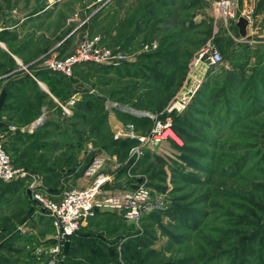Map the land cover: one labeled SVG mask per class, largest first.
Returning a JSON list of instances; mask_svg holds the SVG:
<instances>
[{"label": "rangeland", "instance_id": "1", "mask_svg": "<svg viewBox=\"0 0 264 264\" xmlns=\"http://www.w3.org/2000/svg\"><path fill=\"white\" fill-rule=\"evenodd\" d=\"M145 1L150 0H123L128 3L125 8L128 10L123 13L116 11L115 5H108L92 19L105 0H0V89L17 77L16 71L22 70L35 79L40 91L47 95L38 108L32 109L36 115L27 123L21 122L18 114L9 109L1 113L5 123L0 128L1 145L13 159L27 143L31 144L33 162L39 157L36 164L50 165L61 171L59 177H68L67 181L61 180V188L56 186L55 193L47 196L54 201L60 199L64 190L86 188L90 178L84 176L82 170L95 156L102 158L103 173L113 164L120 168L127 165L124 175L127 180L109 190L130 189L144 181L153 197L166 201V208L154 211L143 221L140 218L133 223L134 227L124 225L116 211L108 210L114 215L86 221L75 234L100 233L112 241L122 234L137 236L134 242L139 246L136 264H264V109L256 111L247 106L253 91L231 95L226 87L230 78L226 72L232 71L234 60L246 69V77L249 75L255 64L256 45L264 43V36H258L263 34L255 32L263 23L249 18L245 36L239 37L236 19L223 21L209 1L198 0L196 6L191 7V0H177L166 9L156 8L151 16L146 13L151 8ZM236 12L237 17L243 16L237 8ZM248 14L254 15L253 12ZM217 30H222L220 49L212 42L214 34L219 33ZM166 35L170 36L165 40ZM85 39H96L99 47L118 50L125 56L121 62L131 66H118L120 61L96 63L117 68L106 74L99 71L92 74L97 66L80 62L71 68L69 76L63 75L71 78L61 82L52 80L50 85L33 77V73L43 69L42 59L52 56L55 60L63 59ZM207 42L220 55L219 61L212 67H208L206 59L194 65L193 59ZM159 49L174 51L171 58L175 57V63L163 65L167 60H159V55L150 59L142 56ZM145 66L161 74L158 80ZM124 71H145L149 79L145 76L129 79L115 74ZM7 75L11 77L5 78ZM247 80L250 81V77ZM145 85L164 87L159 98L163 101L160 108L148 109L136 101V96L145 91ZM13 88L9 105H17L16 98L30 91L31 97L39 94L30 84ZM121 88H126L131 95L113 93ZM83 89L102 98L101 120L100 116L93 119L88 108L80 110V116L72 113L75 101L83 100ZM71 98L74 102L68 108L70 112L65 114L60 105ZM134 100L137 103H133ZM37 102L34 100L35 104ZM143 111L148 115H140ZM119 114L147 122L138 126L130 121L122 123ZM177 114L181 124L176 127L185 135L184 139L172 130L173 117ZM40 116L42 119L35 122ZM222 116L226 118L225 124L221 123ZM130 123L132 126L128 127ZM155 129H159L158 132L170 130L177 141L169 136L159 145L146 147L151 152L144 148L138 157L131 153L139 144L138 138ZM14 133H21L18 140H11ZM111 139L134 140L122 161L114 155L117 152ZM169 140L183 147L180 154L186 161L179 159V151ZM7 146L13 147L9 151ZM23 163L24 159L14 166L25 169ZM79 177L89 179L88 183L78 184ZM134 178L137 180L132 187ZM7 189L9 192L5 193ZM13 190L0 182V198L10 201L7 205L0 204V211L7 210L3 215L18 216L1 221L0 226L8 230V235L23 216L19 211L29 210ZM193 222L197 225L192 227ZM37 231H32L34 237L40 235L38 232H45L40 228ZM11 236L8 237L11 239ZM13 239L3 241L2 251L7 249L5 246L17 250L27 245ZM5 254V251L0 252V255ZM115 256L116 264H125L116 243Z\"/></svg>", "mask_w": 264, "mask_h": 264}, {"label": "trees", "instance_id": "2", "mask_svg": "<svg viewBox=\"0 0 264 264\" xmlns=\"http://www.w3.org/2000/svg\"><path fill=\"white\" fill-rule=\"evenodd\" d=\"M122 1L123 0H105L104 4L101 5L95 11V13L92 15V19L97 17L98 14L101 11H103L105 9V7H107L108 5H112V4L115 5L116 6L115 9L118 12L122 11V13H123V11L128 10V8L125 9L128 6V3H124ZM197 1L198 0H191V2H189V5L192 4L191 7H194V6H196ZM175 2H177V0H150L148 2L145 1L146 5H148L149 8H151V9H148L146 11V13L150 14V13L154 12L156 8H158L159 10H161L162 8L166 9L169 6H173V4ZM255 13H257V12H255ZM150 16H151V14H150ZM143 17L144 16H141V18H143ZM146 20L147 19H144V22H146ZM164 21L166 22V19ZM164 21L159 20V22H162V24L164 23ZM156 22H158V21L156 20ZM136 23L139 24L138 22H136ZM262 23H263L262 25H264V20H262ZM216 32H219V30H217ZM221 32H222V30L217 34L215 33L214 39H212L213 45L215 46V48L217 47L218 49H220L219 40H220V37H222V35H220V34H222ZM169 36L170 35H166L165 40ZM228 42H229V40H228ZM170 43H171V41H170ZM255 50H256V54H257V55L255 54V56H256L255 61H254L255 64L252 67V69H250V73L247 76V77H250V81L247 80V77L245 75V72H247L246 69L244 70V67L242 66V64H238L237 60H234L232 71L226 72V75L228 77H230V78H228L229 82H228L226 87L229 89L231 95H233L236 92L249 93V92L253 91L254 94L252 96H250V98H248L247 106L250 108H255L256 111H259V110L264 109V43L259 42L258 45H256ZM156 55H159V60H163V61L167 60V62L163 63V65L164 64L166 65V63H167L168 66H170L171 63H175V60H176L175 57L171 58V56L175 55V53H174V51H168V49H159L157 51H151V52L149 51L148 53L142 54V56L146 59H150L152 57H155ZM167 57H170L171 59H169ZM83 64H86V65L87 64H92V65L95 64V66H97V67H94L92 69V71H91L92 74L94 72L98 73L96 71L101 72V74H106V73H108L109 70H111L115 67L117 68V66H109V65L103 66V65H97L96 63H92V62H83ZM76 65H78V64H76ZM121 65L131 66L129 64L128 65L125 64V62H121L120 64H118V66H121ZM213 65L214 64H212V65L209 64L208 67H210V66L212 67ZM75 66H73V68ZM145 69L149 71V73L151 74L152 77L155 78V80H158V76L161 75L156 70L152 71L151 67L145 66ZM115 74L128 76L129 79L134 78V77L137 78V77H144V76L149 79V77L146 76L145 71L144 72H142V71H133V72L124 71L121 74L118 72H116ZM15 75L17 77L13 78L10 81L11 84L7 83V85L6 84L3 85L5 88V91H6V97H5V100L3 102L2 109L0 111V120L3 121V118L1 117V113L3 111H5L6 109H9V111H12V112H15L18 114L17 118H19L21 120V122L27 123L30 121V119L31 120L34 119V116L36 115V113L32 112V109L38 108L37 106H39V103H41L43 101V98H46L47 95L44 92L40 91L37 83L35 82V79H33L30 75L23 73L22 70H20V72L16 71ZM32 75L37 80L43 82L45 85H50V82L52 80H55L56 82H61L67 78L68 79L71 78V77L66 78L65 76L61 75L59 72H52V71H48L46 69H40V70L36 71L35 73H33ZM9 76L7 75V76H5V78L9 77ZM27 84H30L32 86V88L34 90H36L37 92L39 91L38 96L37 97L36 96L31 97V91H30L27 94H24V96L16 98V101L18 102L17 105H15V106L9 105L8 102L12 98L11 97L12 96L11 90L15 89V88H13V86L19 88V87L27 85ZM65 86L68 88L70 87V85L69 86L65 85ZM9 87H12V88L9 89ZM117 92H121L124 95H131V93L126 88H121V89H119L113 93H117ZM163 92H164V87H161L159 85L155 86V87H151L150 85H145V91L144 90L141 91L136 96V101L138 103H141L144 107H146L148 109L156 110V109L160 108L163 104L162 99H159ZM81 93L83 95V100H80L78 102L75 101L74 106L72 107V113L74 114V116H80V114L78 112L82 109L88 108L89 110H87V112L92 111L93 116L92 115L91 116L93 119H95V118L97 119V117L100 116L99 120H101L100 118H102L103 116H102V114L99 115V113H100V108H101L102 103H103L102 98H98L97 95H91L87 90H84V89L81 91ZM34 100H38L37 104L34 103ZM136 101L134 100L133 103H135ZM179 117H180V115H178V114L174 115V117H173L174 123L172 124V130L180 139H184L183 137L185 135L183 136L182 134H180L178 131L179 129L176 127V126H180V124H181V122L179 121ZM118 119L122 123L130 121L131 123L135 124V126H138L140 123H146L147 122L144 120L130 119V118H127L126 116L121 115V114L118 115ZM220 120H221V123L225 124L226 118H224L222 116V118H220ZM16 134L17 135H15V133L11 134V137H10L11 140L14 141V140L19 139L18 137L21 133H16ZM98 135L104 136L102 134H98ZM111 142H112V146L116 149L117 153H114V155L117 156L118 161H122L123 159L126 158V154H127L129 147H131L135 143L134 140H132V139H125V140H120V141H118L116 139H113V140L111 139ZM169 143L175 150L179 151V153L177 155L180 157L179 159L186 161L187 160L186 157H184L183 155L180 154V150L183 149V147L178 146L172 140H169ZM12 147L13 146H7V150L10 151V149ZM4 148L5 147H3V149ZM32 148H33L32 145L27 143L23 147L21 152L17 153V155H15V157L13 159L10 158L11 163L14 165L15 162H18V161L24 159L25 160V163H23L24 168L30 173L40 174L42 176V184L45 186L46 192L48 194L55 193L54 188L56 186H57L56 188H61V186H59V185L61 183L63 176L59 177V175H58V173H60L61 171L57 170L54 167L52 168V166H50V165L36 164V162L39 160V157L37 158V161L33 162L32 153H31V151H33ZM4 151L6 152L5 149H4ZM146 152H151V151L146 149ZM201 152H203V150H201ZM15 154H16V149H15ZM244 154H242V155H244ZM156 158H159V157L156 156ZM159 160H160V162H162V160L160 158H159ZM37 163H39V161ZM126 166L127 165H124L123 167L119 168V170L121 172H124ZM120 171H119V173H120ZM136 180H137V178H134L133 180H131L132 181L131 182L132 187H133L134 183L136 182ZM13 182H15V184H16V182H18V181H13ZM19 182L22 183L21 181H19ZM151 214H153V212H150V213L144 215V217H141V218H143L142 221L145 220L147 217H149ZM113 215H114V213H111L109 211L96 212L93 217H90L87 219V222H91L92 219H94L97 216L108 218L109 216H113ZM117 217H119L118 219L120 220L121 217L118 215H117ZM9 219L10 218L4 219L2 221L6 222ZM120 222L121 223L124 222L123 223L124 225L133 226V223L124 221L122 218H121ZM0 223H2V222L0 221ZM195 225H197V222L190 223V226H192V227ZM1 226H0V252L4 253V251H5L6 254L0 255V264H20V263L25 262L26 260L27 261L29 260L30 264H34L35 263L34 257H31V256L29 257V255L31 254L30 248H25V246H23V247L16 250V249H9V247L5 246V248H7V249L2 251V246L5 245L3 243L4 240L7 242L14 240L13 238H17V240H18V237H17V233L15 231H13L12 233H10L8 235L7 234L8 230L6 231ZM9 230H12V229H9ZM10 235H12L11 239L8 237ZM125 235L126 234L121 235L122 237L124 236L122 239L120 238L121 237L120 236V237H118V239H116V241H112L108 237L103 236L100 233L97 235L88 234L87 232L84 234H81L79 232H77L76 234L74 233L73 235H71L68 238L69 247H68L66 254L62 258L61 264H116V262H115L116 261L115 243L119 244V246H120L121 257H122L123 261L125 262V264H136V260L138 259V256H139V251H138L139 246L137 243H134V242L138 239V237L132 236V235H127V236H125ZM129 244H131V245H129ZM129 246H131V247L128 248ZM15 253H17V256L15 255ZM9 257H11V258H9ZM24 258L26 260H24ZM27 258H32V260L27 259ZM207 258L209 259L210 257H207ZM207 258H205L204 260H206ZM40 259H41V261H44L45 256H43Z\"/></svg>", "mask_w": 264, "mask_h": 264}, {"label": "built area", "instance_id": "3", "mask_svg": "<svg viewBox=\"0 0 264 264\" xmlns=\"http://www.w3.org/2000/svg\"><path fill=\"white\" fill-rule=\"evenodd\" d=\"M213 5V10L217 12L224 21L235 20L237 17V0H205ZM241 14L249 22V15L242 11ZM219 54L213 48L212 44L207 42L193 59V64L197 65L201 59H206L208 64H215L219 61ZM125 60L123 53L118 50H112L105 47H99L96 39L83 40L79 47L70 55L60 60H55L54 56L42 59L41 67L48 71L59 72L62 75L69 76L71 68L80 62H94L101 64H117ZM73 99H69L60 109L67 114L69 106L73 104ZM138 113V112H137ZM140 115L147 116L148 113L140 112ZM42 118L38 117L37 121ZM160 123V122H159ZM34 124V123H33ZM131 127L132 124H128ZM159 129L152 130L146 136L138 138L139 144L131 149L138 157L143 149L153 145H159L164 132H158ZM169 137V136H167ZM102 158L95 156L82 170V174L90 181L86 188L77 190H64L58 201L47 197L45 191L38 182L36 174L30 173L22 167L14 166L11 163L9 155L4 151L0 142V182L9 183L13 181H23L26 189L29 191L30 198L34 201L38 209L44 210L50 217L54 234L53 243L45 250V260L42 264H60L62 260V246L68 237L73 235L79 225L86 223L87 219L93 217L97 211H116L120 217L127 222L136 223L144 215L161 211L166 208V201L153 197L146 187L145 182H138L133 188L126 190H105L103 185L110 181V175L101 171Z\"/></svg>", "mask_w": 264, "mask_h": 264}, {"label": "crops", "instance_id": "4", "mask_svg": "<svg viewBox=\"0 0 264 264\" xmlns=\"http://www.w3.org/2000/svg\"><path fill=\"white\" fill-rule=\"evenodd\" d=\"M237 10L245 11L247 13L253 12L254 13L253 17H252V15L248 14L249 18L250 19L256 18L258 20V22H261L262 20H264V0H237ZM255 12H257V13H255ZM250 22H252V21H250ZM257 30H255L256 33H260L261 32L263 34V35H259L258 34V36H264V25L260 26V28L258 26ZM262 40H264V39H262ZM108 119H110V116H108ZM109 122H110V120H109ZM113 159H115V158H113ZM119 168H120V166L116 167V165L113 164L110 168H105L104 169V171L110 175V181L106 182L102 186L103 188H105L106 190H109L110 187H112V188L118 187L123 182V180H125V181L127 180L125 178V176H124L125 174H127V169H125L124 172L122 173L119 170ZM119 171L121 173H119ZM33 174H35V173H33ZM36 175L38 177V182L40 183V186L45 191V194L50 197L51 195H49L46 192L45 186L42 184V176L40 174H37V173H36ZM120 177H122V178H120ZM62 180L67 181L68 177L64 176ZM88 180L89 179H87V178L84 179L83 177H79L76 180V182L78 184H82L84 182L87 184ZM21 182L22 183H20L18 181V182H16V184H15V182H9V183H2L1 182V183L4 184L5 186H8V188H14V190H13L14 191V195H16L17 197L20 196V198L23 199V201H22V202H24L23 204H25L26 207L29 208V210L27 212L19 211V214H21V215L23 214V216L21 218H19V222L17 224V228L14 229L13 231H15L17 233L18 241H23L24 243L26 242L27 245H24V246H26V248H30L31 249V254L29 255V257L30 256L34 257V259H35V263L34 264H42L43 261L40 263L36 259L37 258L40 259L43 256H45L44 253H45L46 248L50 244L53 243L52 236L54 234V229H53V227L51 225L50 217L44 211L39 210L36 207L34 201L30 198V196L28 197L26 195V193H25V190H26L25 184H24L23 181H21ZM7 192H9V190L6 191L5 193H7ZM6 197H8V196H6ZM8 200L9 199L0 198V204L1 205H7L10 202ZM3 208H5V207H3ZM6 211L7 210H2V212L0 211V215H1L0 216V221H2L4 219H8V218L13 220V219H16V217H18L17 215H15L16 217H13L14 216L13 213L10 214V215L9 214L3 215L4 213H6ZM97 212H103V211H97ZM83 225L84 224H81L80 226H83ZM39 228H40V230L45 231V232H42V233L38 232ZM34 230L35 231L38 230L37 232L40 235H37V236H41V238H37V236L34 237V234H32V231H34ZM27 259H31L32 260V258H27ZM24 260H26V259L24 258ZM25 262L20 263V264H30L29 260L28 261L26 260Z\"/></svg>", "mask_w": 264, "mask_h": 264}, {"label": "water", "instance_id": "5", "mask_svg": "<svg viewBox=\"0 0 264 264\" xmlns=\"http://www.w3.org/2000/svg\"><path fill=\"white\" fill-rule=\"evenodd\" d=\"M247 19L241 15H239L236 20H235V27L237 29V34L239 37H244L245 34H246V26H247ZM5 97H6V91H5V88L2 87L0 89V111L2 109V105H3V102L5 100ZM41 117V116H40ZM5 126V123L2 122L0 120V128L1 127H4ZM35 127V126H34ZM25 193L26 195L29 197V191L26 189L25 190ZM68 247H69V240H65L63 242V246H62V255H65L67 250H68Z\"/></svg>", "mask_w": 264, "mask_h": 264}, {"label": "bare ground", "instance_id": "6", "mask_svg": "<svg viewBox=\"0 0 264 264\" xmlns=\"http://www.w3.org/2000/svg\"><path fill=\"white\" fill-rule=\"evenodd\" d=\"M167 130V131H166ZM162 134H161V136L162 137H167V136H170L173 140H176L177 141V139H176V137L172 134V132L170 131V130H168V129H166Z\"/></svg>", "mask_w": 264, "mask_h": 264}]
</instances>
